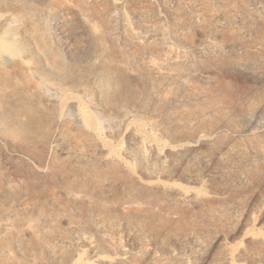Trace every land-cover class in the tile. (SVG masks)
I'll return each instance as SVG.
<instances>
[{"label": "rangeland", "instance_id": "374dc122", "mask_svg": "<svg viewBox=\"0 0 264 264\" xmlns=\"http://www.w3.org/2000/svg\"><path fill=\"white\" fill-rule=\"evenodd\" d=\"M0 264H264V0H0Z\"/></svg>", "mask_w": 264, "mask_h": 264}]
</instances>
